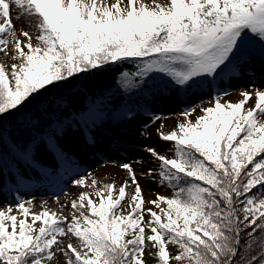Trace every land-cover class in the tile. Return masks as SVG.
<instances>
[{
  "label": "snow or ice",
  "instance_id": "obj_1",
  "mask_svg": "<svg viewBox=\"0 0 264 264\" xmlns=\"http://www.w3.org/2000/svg\"><path fill=\"white\" fill-rule=\"evenodd\" d=\"M253 40L264 57V0H0V53L13 61L0 64V125L49 87L113 64L135 65L120 72L125 91L153 74L185 88L214 79L247 63ZM240 96H215L194 120L186 108L171 130L157 129L172 155L147 148L157 167L143 176L170 197L147 199L123 163L119 186L80 176L72 184L92 191L58 210L32 211L21 198L0 208V264H146V253L156 264H264V89Z\"/></svg>",
  "mask_w": 264,
  "mask_h": 264
},
{
  "label": "rangeland",
  "instance_id": "obj_2",
  "mask_svg": "<svg viewBox=\"0 0 264 264\" xmlns=\"http://www.w3.org/2000/svg\"><path fill=\"white\" fill-rule=\"evenodd\" d=\"M145 2L150 3L151 0ZM12 19L14 31L24 39L20 33L22 29L29 30L26 21L17 19L15 10ZM245 55L247 63L234 60L228 64L227 74L220 76L216 85L196 83L195 87L190 85L185 88L174 85L161 74L155 79H147L139 89L131 91H125L118 84L107 93L106 103L95 122L77 129L69 126L55 134L58 159L43 140L35 144L34 156L47 171H56L59 159L67 162L68 166L50 178L30 179L26 186L17 187L15 191L0 188V208L9 204L14 206L17 198H21L33 201L30 206L32 211L38 212L44 207L58 210L61 204H68L80 191H92L91 188L72 184L80 176L87 177L91 173L101 184L115 182L119 186L127 177L126 170L119 167L123 163L131 164L137 176L141 177L139 182L147 199L155 198L156 193L170 197L171 190L161 186L157 178L143 176L147 169L157 167L146 149L151 147L161 154L172 155L171 151L166 152L169 144L159 138L157 129L163 124L161 131L171 130L184 119L180 113L186 108H196L195 114L190 117L194 120L195 115L200 114L199 108L209 106L215 96L237 102L242 98L241 91L264 89V57L259 42L253 40ZM12 62L10 56L0 53V64L9 66ZM246 106L252 107L253 104ZM157 117L159 119H155ZM41 144L43 147H40ZM127 191L131 192L132 188ZM126 204L127 199L121 202V208L125 209ZM64 215H68L67 207ZM145 261L146 264H156L155 258L147 253ZM53 264H58V261Z\"/></svg>",
  "mask_w": 264,
  "mask_h": 264
},
{
  "label": "trees",
  "instance_id": "obj_3",
  "mask_svg": "<svg viewBox=\"0 0 264 264\" xmlns=\"http://www.w3.org/2000/svg\"><path fill=\"white\" fill-rule=\"evenodd\" d=\"M134 71L132 62L113 64L90 75L78 74L76 79L60 82L37 100L25 105L19 112L2 117L0 125V188L15 191L17 187L26 186L30 179L46 178L62 172L67 162L58 160L56 171L47 168L36 160L35 144L41 139L59 158L55 147L56 137L67 127L77 129L84 124H92L101 113L106 103L107 93L116 88L120 72ZM227 74L226 68L215 78L197 80L201 85H216L220 76ZM158 74H153L155 79ZM150 79V78H148ZM51 136V140H49ZM35 137V139H34Z\"/></svg>",
  "mask_w": 264,
  "mask_h": 264
}]
</instances>
